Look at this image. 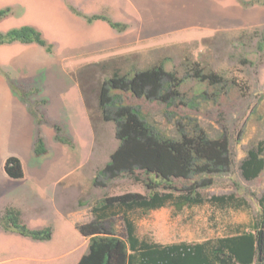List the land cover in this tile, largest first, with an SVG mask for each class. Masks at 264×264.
<instances>
[{"label": "rangeland", "instance_id": "rangeland-1", "mask_svg": "<svg viewBox=\"0 0 264 264\" xmlns=\"http://www.w3.org/2000/svg\"><path fill=\"white\" fill-rule=\"evenodd\" d=\"M216 1L0 0V10L10 9V13L0 19V33L25 23L44 31L49 35L48 40L56 41L59 49L80 48L83 53L55 63V70L67 78V90L70 91L64 101V104L67 101L64 120L61 117L59 125L65 126L63 135L74 141L75 149L65 146L78 157L76 169L60 183L52 184L40 193L34 187V179L24 171L23 179H9L21 182L14 187L20 193L21 204L12 203L11 199H3L1 203L0 199V217L8 206L15 205L31 229L52 227V240L36 243L9 233L7 238H0V264H77L88 251V240L80 235L76 225L92 219L91 207L105 196L146 194L144 185L131 179L115 180L105 189L93 185L97 172L110 161L119 145L115 125L102 121L98 111L99 87L116 72L144 70L164 60L166 70L184 80L176 104L167 107L133 98H127L126 102L140 107L149 121L167 136L176 137L178 124L192 120L211 138L226 140L233 165L225 174L213 178L212 186L201 189L200 193L206 200L233 195L240 205L222 208L205 202L181 212L173 207L152 211L146 216L135 217L137 236L159 244L202 243L247 231L261 217L264 172L259 178L247 181L242 176L241 165L251 149L264 144V24L215 29L212 6ZM236 1L244 7L251 6V0ZM188 8L196 10V14L193 24L183 27V23L188 24L184 18ZM72 9L85 16L103 15L115 22L126 16L124 23L129 29L120 34L106 22L105 27H83L82 23L70 19L88 23ZM200 12L207 16H200ZM137 26L157 36L153 37ZM111 31V40L95 51L90 45L92 41ZM53 45V51L49 53L51 59H56L57 53L68 52H58L56 44ZM195 70L201 71L199 76L194 75ZM0 71L6 79L20 85L17 80L22 77L21 71L1 63ZM48 72L49 68H41L33 82L26 84L33 87L32 90L21 87L22 91L30 93L40 87L39 93L46 92L44 81ZM25 73L28 76L27 69ZM212 75L219 80L212 82ZM34 99L37 98L33 95L29 106H36V111L42 115L39 102ZM7 107H0V120L7 123V131L2 135L7 144L3 149L9 146V151H24L27 141L25 139L22 144L17 121L10 123ZM6 160L0 159V181H3L1 177L7 176ZM53 160L54 157L49 155L47 164ZM3 234L6 233L0 232Z\"/></svg>", "mask_w": 264, "mask_h": 264}, {"label": "trees", "instance_id": "trees-1", "mask_svg": "<svg viewBox=\"0 0 264 264\" xmlns=\"http://www.w3.org/2000/svg\"><path fill=\"white\" fill-rule=\"evenodd\" d=\"M73 11L90 24L104 21L120 34L129 29L128 25L103 15L85 16ZM9 13V8L0 10V19ZM13 44L35 45L50 54L53 51V46L32 26L0 33V45ZM200 72L195 70L194 75L199 76ZM213 78L212 82L219 80L215 75ZM183 83V79L166 70L164 60L148 69L116 72L100 85L98 111L102 121L115 125L119 145L110 161L97 172L93 185L105 189L115 180L131 179L143 184L146 194L105 196L91 207L92 219L76 225L80 235L88 240V251L77 264H264V197L260 201L261 217L244 232L202 243L159 244L137 236L135 217L152 211L173 207L181 212L205 202L222 208L240 205L233 195L206 200L200 193L201 189L212 186L213 178L225 174L233 165L226 140L211 138L192 120L178 124L176 137L167 136L149 121L140 107L126 102L127 98H133L172 107L181 96L178 90ZM13 89L28 104L38 92L37 89L30 93ZM35 107L30 106V111L41 125L44 116ZM55 131L60 143L75 149L74 141L63 135L60 127L55 126ZM33 150L36 156L47 152L41 137L37 138ZM4 170L13 180L24 178L23 165L17 157H9ZM241 172L247 181L262 175L263 143L248 152ZM0 232L18 234L36 243L49 242L53 237L52 227L31 229L22 220L21 211L14 207L6 208L0 217Z\"/></svg>", "mask_w": 264, "mask_h": 264}, {"label": "crops", "instance_id": "crops-1", "mask_svg": "<svg viewBox=\"0 0 264 264\" xmlns=\"http://www.w3.org/2000/svg\"><path fill=\"white\" fill-rule=\"evenodd\" d=\"M252 1H254V3L251 4V6L244 7L241 3H239V1L236 0L231 2L217 0L215 6H212V8L215 10V12L213 13L214 17L209 16V18L213 17L212 20L216 21L213 23L215 29L233 26H259L261 24H264V0H251V2ZM63 13L66 15L65 12ZM195 14L196 10H190L188 8L186 12L187 16H184L188 24L183 23L182 26L188 27L192 25ZM25 16L26 15L24 14V17ZM68 16L70 17V15ZM200 16H207V13L200 12ZM70 19L82 23L83 27H86L87 25H102L105 27L106 25L104 21H97L93 24H86L78 19H74L73 17H70ZM117 20L118 22L123 21L121 23H124V21L126 22V16H124V20L120 18H117ZM130 21L131 19L128 20V22ZM18 23L19 21L17 22V24ZM184 24L186 25L184 26ZM213 25L212 27H214ZM22 26L32 25L21 23L15 26L14 28H19ZM139 29L144 31V27L143 29L139 27ZM38 30L42 33L44 39L53 46V48V44H56L55 47L58 52H61L63 50H66L68 52H56V59H51L49 53L44 48L35 45H0L1 65L21 71L20 75H22V77L17 80L20 85H15V82H11L10 80L6 79V77L2 75L0 71V107L4 105L8 106V115H11L10 117L8 116L10 123L12 121H17V130L22 138V144L25 139L27 141V147L24 149V151L22 150L19 152H12L9 151V146L3 149L5 144H7V142L2 137L3 132L5 130L7 131V123H4L0 120V146L2 147V150L0 151V159L6 160L9 157L19 158L20 161H22L25 173L28 172L32 179H34L36 185L33 186L36 189L38 188L37 190H39L38 192L40 193V191H46V189L50 185L60 183L67 176H70V174L74 172L78 165V157H76L74 153H72L65 145H63L56 139V131L54 130V126L60 127L62 133L65 130V126H63L62 128L59 125V121L61 120V117L64 120L63 115L67 103L66 101V103L64 104V101L65 99H67L66 93H69L70 91L68 92L67 90V78L60 74L58 69L55 70V63L62 62L63 60H66L69 57H76L78 55H82L83 53H81L82 49L80 48L76 50H71L67 48L59 49L58 44L54 39H52L54 41L48 40L49 35H47L44 31L40 29ZM144 32L153 34V37L154 35L157 36V34L149 30ZM111 36L112 31L106 36L98 37L97 40H93L92 44L90 45H93L92 47H94L96 51L99 46L106 45L111 40ZM95 51L93 53H95ZM41 68H49V72L48 78L44 81V88L46 89V92L39 93L42 91L40 87V89L38 87L33 89V91L35 89H37L38 91V95L34 94V97L37 98L34 100H37V102H39V106L41 108L40 111L44 116V122L39 125L36 118L32 115L30 111L29 104L21 100L19 95L16 94V91H14L13 88L16 87L19 89L23 87L26 89V91H28L27 89L32 90L33 87H27L26 84L33 82L34 78L37 76V73L40 71ZM25 69H27L28 76H25L27 75L25 73ZM57 85H59V87ZM48 86L49 89H47ZM55 87L58 88L54 89ZM61 87H64L65 89L62 90ZM1 112L2 110H0V117ZM69 135H71L72 138L75 137L71 133H69ZM38 137H41L43 139L47 149V152L42 156H36L33 150L35 145L34 143H36ZM49 155H52L54 157V160L50 164H47L46 159ZM70 160H73V163H70ZM1 178L3 180L0 181V185H2L0 186L1 203L3 199L4 201H6L7 199H11L12 203L21 204V197L19 196L20 193L16 192V188L14 189L15 184H20L21 182L18 183L15 181H10L9 179L11 178H9L8 176ZM8 207L15 208V205H11ZM8 236L10 235L3 234L0 235V238H7Z\"/></svg>", "mask_w": 264, "mask_h": 264}, {"label": "bare ground", "instance_id": "bare-ground-1", "mask_svg": "<svg viewBox=\"0 0 264 264\" xmlns=\"http://www.w3.org/2000/svg\"><path fill=\"white\" fill-rule=\"evenodd\" d=\"M169 234V233H168Z\"/></svg>", "mask_w": 264, "mask_h": 264}]
</instances>
